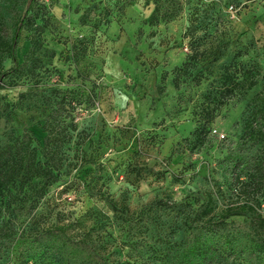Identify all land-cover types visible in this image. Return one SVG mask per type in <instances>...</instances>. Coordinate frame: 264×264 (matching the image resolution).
<instances>
[{"label": "rangeland", "instance_id": "obj_1", "mask_svg": "<svg viewBox=\"0 0 264 264\" xmlns=\"http://www.w3.org/2000/svg\"><path fill=\"white\" fill-rule=\"evenodd\" d=\"M27 1L0 0V35L12 30ZM203 1L207 9L190 0L174 20L150 25L148 0H44L57 30L44 33L40 53L52 50L55 56L44 60L35 78L5 81L0 94L9 117L0 121V146L9 132L16 137L28 129L43 161L41 127L51 109L50 89L83 90L93 101L72 111L76 130L62 149L58 180L44 196L37 199L33 182L11 188L10 206L0 210V264H64L56 247L36 241L57 225L76 240L84 238L105 264H168L169 245L183 239L187 217L199 213L209 197L216 216L236 202L231 165L241 155L242 111L260 82L218 111L197 148L194 112L223 67L236 66L242 74V67L262 64L264 0ZM27 37L23 33L18 41L19 61L29 48ZM63 39L84 42L78 65L71 42L63 45ZM197 45L205 55L176 90L173 70ZM216 48L222 56L214 62ZM9 66L6 61L4 68ZM254 154L246 150L242 157ZM105 198L128 211L113 213ZM256 211L264 217V197ZM212 264H264V259Z\"/></svg>", "mask_w": 264, "mask_h": 264}, {"label": "trees", "instance_id": "obj_2", "mask_svg": "<svg viewBox=\"0 0 264 264\" xmlns=\"http://www.w3.org/2000/svg\"><path fill=\"white\" fill-rule=\"evenodd\" d=\"M190 0H148L152 5L149 24L157 25L169 22L183 13ZM197 5L205 6L203 0H196ZM209 6V5H208ZM205 6V9L208 8ZM211 6V5H210ZM197 11V9H195ZM79 19L85 25L84 18ZM57 30L49 6L44 0H28L24 12L17 18L12 30L6 35H0V91L7 85L11 77L25 75L31 79L38 75L44 66V60L52 59L55 52H43V35ZM23 33H27L29 48L22 61L16 56L18 41ZM190 36L195 35L194 29ZM67 45L69 39L60 41ZM83 47V48H82ZM200 45L191 48L186 60L173 70L172 84L178 90L182 78L189 74L205 55L199 51ZM262 64L254 62L248 68L228 65L211 83L210 89L202 96V101L196 106L194 115L197 125L193 132V147H201L213 124L218 111L237 95L246 93L259 82V89L246 101L242 111L241 132L238 137L237 155L231 165L232 195L236 202L228 205L219 215H215L211 198L204 203L203 209L192 219L184 222V237L180 242L169 245L166 258L168 264H212L215 260L227 261L245 256H255L264 259V217L256 211L257 200L264 197V41L262 42ZM72 62L78 65L85 56L84 42L75 40L69 49ZM213 61L221 58V48H216ZM8 61L9 67L4 68ZM25 95H21L24 97ZM83 98V99H82ZM48 103L51 105L49 114L42 124L44 133L40 147L43 161L37 157V147L33 146L35 137L28 129L19 136L13 131L7 134L6 143L0 146V210L10 206V191L17 183L33 182L35 195L41 199L48 187L58 180L59 162L62 149L71 141V133L76 130L72 111L83 104L93 101L92 95L76 89L52 88L49 91ZM9 106L3 103L0 94V121L8 119ZM254 150L250 158L242 157V152ZM105 204L113 213L120 210L124 214L128 208L117 206L115 201L104 199ZM121 208V209H120ZM129 216V215H127ZM39 244L56 247L57 257L64 264H105L84 238L74 239L67 235L62 226H52L36 236ZM48 248V247H47Z\"/></svg>", "mask_w": 264, "mask_h": 264}]
</instances>
